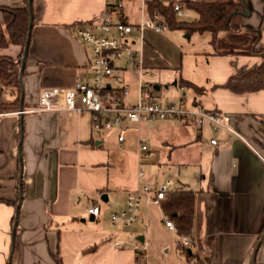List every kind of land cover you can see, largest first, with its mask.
<instances>
[{
	"label": "crops",
	"instance_id": "crops-1",
	"mask_svg": "<svg viewBox=\"0 0 264 264\" xmlns=\"http://www.w3.org/2000/svg\"><path fill=\"white\" fill-rule=\"evenodd\" d=\"M26 1L0 0V22L2 9L22 8ZM236 1L249 12L243 31L219 33L216 47L208 32L139 30L124 7L142 67L151 72L153 92L171 87L187 108L199 105L230 117L217 134L208 123L196 128L157 122L156 133L165 135L167 150L157 168L164 164L175 179L159 169L161 182H153L151 174L141 184L145 174H131L133 167L145 172L143 166L155 156L144 139L134 150L126 147V132L141 131V125L118 127L113 140L105 134L113 128L95 130L89 112L0 113V264H137L134 245L144 249L147 264H193L180 253L181 237L166 226L170 220L160 205L143 202L137 224L127 230L111 224V214L125 208L128 192L167 181L174 182L173 189L195 192L192 237L185 246L204 264H264V239L254 254L264 226V90L236 93L225 87L232 76L262 62L260 54L249 51L254 35L247 29L260 31L264 44V0ZM32 11L23 109L36 108L44 89H71L91 81L92 53L74 29L101 23L106 0H32ZM21 52L18 45L0 48V56L14 59ZM118 65L125 81L129 65ZM181 81L202 91L181 88ZM214 138L217 145L211 144ZM142 144L149 148L148 159ZM93 205L100 208L98 217L88 212ZM116 241H123V247L116 248Z\"/></svg>",
	"mask_w": 264,
	"mask_h": 264
},
{
	"label": "built area",
	"instance_id": "built-area-1",
	"mask_svg": "<svg viewBox=\"0 0 264 264\" xmlns=\"http://www.w3.org/2000/svg\"><path fill=\"white\" fill-rule=\"evenodd\" d=\"M145 1V10L138 29L151 28L162 32L164 28L159 25L154 17L148 12V2ZM127 0H106V12L99 24L75 26L74 32L78 39L90 48L92 53L90 82H77L71 89L50 88L44 89L39 97L38 106L32 109H23L18 114L35 113L42 111L58 112L62 110L75 111L78 113L89 112L92 114L93 128L98 131L125 126H140L142 124H154L170 120L179 121L189 126L202 128L206 123L217 134L220 127L230 122V117L221 111H207L197 105L187 108L185 101L169 103L162 106L156 101L152 86L143 84L140 87L139 98L135 103L128 104L126 97L129 88L124 84V78L120 72L118 62L125 63L140 70L141 76L151 75L144 71L138 51L134 47L132 33L135 28L124 21V7ZM178 17L183 16L182 6L175 4ZM125 129L119 135V141L125 139ZM212 145L218 141L211 140ZM140 151L145 153V158H150L149 148L142 144ZM144 172L139 171V177ZM174 186L173 181H167L156 188L143 185L127 194L126 206L123 210L111 214V224L118 230H127L134 227L138 221V215L143 202L149 205H160L166 198L167 192ZM89 214L98 217L100 208L93 205L88 210ZM166 226L175 230L172 221H166ZM185 246L189 239L185 236L180 238ZM116 248H122L123 241L114 243ZM133 249L137 251V264H147L146 253L138 245Z\"/></svg>",
	"mask_w": 264,
	"mask_h": 264
},
{
	"label": "trees",
	"instance_id": "trees-1",
	"mask_svg": "<svg viewBox=\"0 0 264 264\" xmlns=\"http://www.w3.org/2000/svg\"><path fill=\"white\" fill-rule=\"evenodd\" d=\"M175 4L174 2L165 3L162 0H150L147 9L164 30H182L188 35L208 32L212 36L211 43L215 47L217 46L219 33L226 31L236 34L243 31V13L247 9L240 1H181L179 4L182 6V10L186 7L195 14L196 17L192 21L179 20ZM2 11L0 48L18 45L22 49L18 59L10 56H0V113H7L17 112L24 108L20 71L25 51L27 50V57L30 44V41L27 42L31 17L29 0L22 8H5ZM247 31L255 35L249 51L260 54L262 62L258 67L234 75L227 81L225 87L236 93H255L264 90V44H261V32L253 29H247ZM180 87H190L198 93L202 91L200 87L188 81H181ZM195 198V192L192 190L171 188L167 192L166 198L160 203L166 218L174 223L177 235L180 237H192ZM263 234L264 226L258 240ZM179 250L189 262L204 264L199 255L189 253L188 247L179 245Z\"/></svg>",
	"mask_w": 264,
	"mask_h": 264
},
{
	"label": "rangeland",
	"instance_id": "rangeland-1",
	"mask_svg": "<svg viewBox=\"0 0 264 264\" xmlns=\"http://www.w3.org/2000/svg\"><path fill=\"white\" fill-rule=\"evenodd\" d=\"M181 1H184V0H163V2L165 3L174 2L176 4H179ZM194 1H198V0H194ZM144 10H145L144 0H132V2L126 3V11L129 15L130 20L134 19L140 23L142 19L141 13H143ZM177 18L182 21H192L195 19V14L185 7L183 8V16L182 17L177 16ZM138 32L140 31L138 30ZM254 39H255V35H254ZM121 62L124 63L125 60L123 59L121 60ZM150 78L151 77H149L147 74L144 76L143 75L141 76L140 70L134 67H130V66L128 67V72L126 74V79L124 81V84L129 88V95L126 97V102L128 104L135 103L138 100L141 85L150 84L151 82ZM172 90L173 89L171 87L166 88L165 86H163L161 91L154 90L153 94L155 95L156 100L162 106H165L169 103H176V102L179 103L181 100L179 95L177 93H174ZM189 98L190 97H187V101H188L187 106H191L190 104L191 101H189L190 100ZM170 121L172 122L174 120H170ZM141 126H142L141 131L130 129L126 132V138H127L126 147L129 148V150H134L135 148H137V146L141 144L140 143L141 139L142 140L144 139L145 140L144 142H146L147 145H150L155 149V152H154L155 156L151 164L149 166L148 165L143 166L145 170L144 172L145 177H143L141 184H144L145 182L147 183V179H149L151 174H155L153 175V178H152L153 182H161L163 180L164 175H162V171L158 173V171L160 170H163L164 172H166L165 174L167 177L170 176V178L175 179V177L173 176L174 171L170 170L164 164L159 165L161 167L159 168L160 170L157 168L159 163H163L166 160V156H163L162 154L164 152H167L166 145L163 142L164 139L162 140V138H165L163 137L165 135L163 133H156L157 123H154V124L145 123V124H142ZM117 129L118 127L115 126L112 130L107 131L105 134H107V136L113 137V140H114V137L117 136V133H118ZM147 137H149L150 141ZM113 143H115V141H113ZM138 172H139V168L133 167L131 174L134 175V177H136Z\"/></svg>",
	"mask_w": 264,
	"mask_h": 264
},
{
	"label": "water",
	"instance_id": "water-1",
	"mask_svg": "<svg viewBox=\"0 0 264 264\" xmlns=\"http://www.w3.org/2000/svg\"><path fill=\"white\" fill-rule=\"evenodd\" d=\"M241 2H242V1H241ZM29 5H30V13H31V17H30V26H29L28 40H27L28 43H29V41H30V34H31V29H32V21H33V19H32V10H31L32 0H29ZM243 16H244V17H248V16H249V12H248V10H245V12L243 13ZM26 52H27V50L25 51V55H24V58H23V61H22V68H21V71H20L21 81H22V74H23V70H24L25 60H26ZM174 84L176 85V83H174ZM102 199L106 201V200H107L106 195H104V196L102 197ZM263 239H264V234L261 236L260 240L258 241V243H257V245H256V247H255V249H254V254L256 253V251H257V249H258L260 243L263 241ZM139 240H140L141 242H143V241H144V237H140ZM189 253H190V254L192 253L191 250H189Z\"/></svg>",
	"mask_w": 264,
	"mask_h": 264
}]
</instances>
